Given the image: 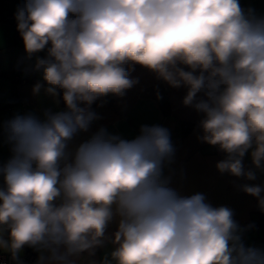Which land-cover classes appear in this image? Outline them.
<instances>
[{
	"label": "clouds",
	"instance_id": "9594fccd",
	"mask_svg": "<svg viewBox=\"0 0 264 264\" xmlns=\"http://www.w3.org/2000/svg\"><path fill=\"white\" fill-rule=\"evenodd\" d=\"M15 19L27 56L47 53L34 66L47 87L37 83L33 93L62 90L65 109L4 124L12 155L0 166V249L17 264L25 246L40 253L36 264H78L106 244L100 264H264V248L244 241L254 225L171 186L167 128L142 125L128 140L101 127L69 149L100 119L91 105L122 97L140 65L187 90L183 104L204 114L198 139L226 154L221 174L256 180L253 169L264 173V15L240 0H23ZM240 189L264 211V185Z\"/></svg>",
	"mask_w": 264,
	"mask_h": 264
},
{
	"label": "crops",
	"instance_id": "0c3cea01",
	"mask_svg": "<svg viewBox=\"0 0 264 264\" xmlns=\"http://www.w3.org/2000/svg\"><path fill=\"white\" fill-rule=\"evenodd\" d=\"M10 2L2 1L6 8L3 6L0 9V19H4L0 22V166L12 155L10 145L5 139L6 121L18 114L28 113L42 119L46 110L56 112L65 109V104L60 98L61 90H58L60 94L55 98L46 94L43 88L38 95L33 93L37 83L47 87L42 72L34 69L37 56L45 58L47 53L41 51L31 58L27 56L21 36L15 37L17 22L13 16L16 9L8 8ZM14 2L15 0H12V3ZM240 4L245 9H254L257 15H264V0H240ZM133 67L130 78L138 80V83L126 90L122 97L109 94L95 101L91 108L100 119L93 122L88 132H81L74 137L69 149L74 150L79 143L88 139L101 127L106 128L111 134L128 140L140 134L142 125L165 127L169 130L175 147L174 162L166 165L164 169L165 175L171 177V186L185 196L204 194L207 202L213 207L226 206L232 209L233 219L241 227L251 225V221L256 217L258 199L243 192L240 186L264 185V173L253 169L257 176L254 181L237 178L228 173L221 174L216 164L225 159V156L212 152L209 144L198 139L203 134L199 124L204 114L183 104L187 90L183 87L169 86L158 79L155 73L140 65ZM13 96L14 98L11 99ZM162 101L167 103L168 112L163 110ZM243 164L246 169L253 167L250 153L245 155ZM0 186H3L2 177H0ZM261 195H264V192ZM115 229V223L111 224L108 233L111 234ZM258 234L253 228L244 233L246 245L261 248L262 243ZM3 236L7 238L6 231ZM111 249L112 246L106 244L103 248L97 249L93 256L84 253L79 257L78 264H93V262L100 264ZM26 250H32L40 255L28 246H25L20 253ZM0 251L8 252L6 249Z\"/></svg>",
	"mask_w": 264,
	"mask_h": 264
},
{
	"label": "built area",
	"instance_id": "2783aa9c",
	"mask_svg": "<svg viewBox=\"0 0 264 264\" xmlns=\"http://www.w3.org/2000/svg\"><path fill=\"white\" fill-rule=\"evenodd\" d=\"M14 96L11 98L13 99ZM212 152L225 156L226 154L221 152L217 146H211ZM256 217L251 221V225H254L253 229L259 233L258 236L261 239V248H264V211H261L257 206L256 208ZM39 255L32 251L26 250L23 253H19V261L20 264H36ZM0 264H17V262L13 261L9 252L0 251Z\"/></svg>",
	"mask_w": 264,
	"mask_h": 264
},
{
	"label": "trees",
	"instance_id": "16d2710c",
	"mask_svg": "<svg viewBox=\"0 0 264 264\" xmlns=\"http://www.w3.org/2000/svg\"><path fill=\"white\" fill-rule=\"evenodd\" d=\"M2 21H4V19L2 18V19H0V22H2ZM12 24H15V22H12ZM20 36V33L17 31V26H16V30H15V37L16 38H18ZM62 95H63V93H62V90H61V95H60V98H61V101H62V103L64 104V102H63V99H62ZM162 108H163V110L165 111V112H168V106H167V103L165 102V101H162ZM186 130V129H185Z\"/></svg>",
	"mask_w": 264,
	"mask_h": 264
},
{
	"label": "rangeland",
	"instance_id": "374dc122",
	"mask_svg": "<svg viewBox=\"0 0 264 264\" xmlns=\"http://www.w3.org/2000/svg\"><path fill=\"white\" fill-rule=\"evenodd\" d=\"M2 1H4V0H0V9H2L3 6L6 8V5H3ZM9 1H11L10 2L11 4H9L7 6H8V8H12V9H14V8L17 9V6L20 5L21 3H23V2L20 3L19 0H15L14 3H12V0H9ZM13 17L15 18V16H13Z\"/></svg>",
	"mask_w": 264,
	"mask_h": 264
}]
</instances>
